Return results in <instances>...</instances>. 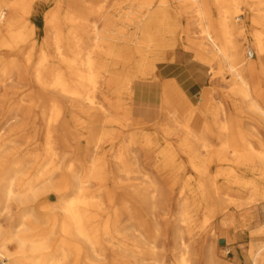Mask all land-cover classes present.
<instances>
[{"label":"bare ground","instance_id":"obj_1","mask_svg":"<svg viewBox=\"0 0 264 264\" xmlns=\"http://www.w3.org/2000/svg\"><path fill=\"white\" fill-rule=\"evenodd\" d=\"M257 1L0 0V91L16 97L37 92L48 162L67 141L55 137L66 110L84 140L80 158L58 180L46 166L34 179L26 177L24 155L12 158L15 150L0 158L12 161L0 172V264H152L160 263L159 250L166 245L176 264H191L198 260L192 244L201 225L218 210L231 209L208 192L206 178L214 170V177L224 170L253 171L254 178L232 181L242 191L227 199L235 207L264 204V140L248 138L239 120L218 143L209 139V128L197 131L203 119L213 121L225 111L208 93L203 106L183 120L164 104L158 121L116 144V183L125 185L121 174L128 170L143 179L117 208L114 222L87 189L89 179L105 170L101 145L118 135L122 123L132 125V109L122 105L125 93L136 79L158 78V62H182L186 51L212 67H226L232 75L226 94L231 107L264 125V0ZM10 109L7 123L23 112ZM19 129L23 123L13 130ZM139 141L155 153L149 160L155 176L142 171ZM177 186L181 198L175 206L171 189ZM13 202L20 208L15 217ZM4 217L11 219L9 226ZM112 223L124 253L108 246ZM260 232L264 236V221ZM129 249L132 254H125ZM246 262L264 264V240Z\"/></svg>","mask_w":264,"mask_h":264},{"label":"rangeland","instance_id":"obj_2","mask_svg":"<svg viewBox=\"0 0 264 264\" xmlns=\"http://www.w3.org/2000/svg\"><path fill=\"white\" fill-rule=\"evenodd\" d=\"M184 53L185 56L182 62H158L156 64L157 70L168 63H187L186 66L180 70L189 68L191 71L193 69L191 73L194 72L195 76L199 73H203L204 78L200 76L199 79L202 77V82L206 80V83L199 94L191 97L187 103L182 102L179 108L170 107L171 110L175 111L178 117L183 120L188 117L190 113L199 110L203 106L206 100L205 93H208L210 98L224 104L225 111L219 118L213 121H206L203 119L202 122L198 123L197 131L202 130L203 127L209 128L212 132L209 139L214 143H218L220 135L235 131L236 126L240 125L241 128L248 132V138L251 137L255 140H264V125L258 122L255 116H252L250 113L241 112L237 114L234 108L231 107L230 98L226 97V94L229 90L232 75L226 70V67L221 68L217 64L212 67L209 63L197 59L192 52L186 51ZM249 58L252 60L255 56H249ZM37 59L38 52L33 56L32 61L37 62ZM180 70L177 71L176 74L179 73ZM156 79L158 78L151 77L146 80L136 79L133 89L129 90L124 95L125 104L122 103L123 108L125 106L129 109L134 108L137 102L135 93L138 83L142 81H154ZM10 83L9 81L7 82V84ZM62 98L64 102L68 101V98ZM38 100L39 97L37 96V92L16 97L13 96L9 90L0 91V158L8 152L15 150L14 152H17V155L12 156V158L24 155V171L26 172V177L34 179L38 173V169H42V167L45 168L46 166L48 170L54 169L53 179L58 180L66 173V167L70 162L81 156V147H83L84 140L79 137L78 133L80 130L78 127H75V123L70 116H68L66 110L59 123L56 125L58 129L55 137L58 139L65 137L67 141H64V143L60 141L61 143L56 149L59 155L57 157L55 156L51 162H48L45 148H43L42 144L44 141L42 130L45 119L42 109L38 105ZM14 106L22 107L21 110L23 112L18 118H14L7 123L10 115V108ZM238 120L239 122L237 125ZM22 123V130H13ZM151 127L152 126H150V128ZM117 130L118 135L113 136L110 140H106L105 143L101 145V151L105 159L103 165L105 166V170L103 171V175H101V172V174L97 175L95 178L89 179L87 183L89 194L97 199L95 203L104 206L103 212L112 222L115 221L117 208L125 204V199L132 198L130 192L133 185L143 179L142 174L133 170H128L127 173L123 171L121 174V179L125 181V185L116 183V179L112 174L117 165L113 160V149L125 136H136V134L140 132L138 127L133 124L129 125L128 123H122L121 126L117 127ZM150 148L151 147H148L143 141H139V143L135 145V150L139 154L141 166L145 167L142 171H148L151 176H155V171L149 165V160H153L154 155L152 154L155 153L150 152L152 151ZM9 158H11V156ZM10 162L12 161L9 160L6 162L0 159V172H4ZM214 171L206 178L208 182V192L216 198L219 205L229 203L231 209L228 212L218 210L215 216H212L207 223L201 225L197 234L193 237L192 244L193 254L194 256L196 254L198 255V260L193 259L191 264H248L246 258L250 257L253 246L264 240V236L260 232L261 225L264 221V204L259 205L258 203H251L245 206L235 207V203H233L231 199H227V195L232 194V196H236V194H241L240 191H242V187L232 183V181L236 179L244 181L254 178L255 173L251 170L241 168L235 170L231 175H229L230 172L228 170H224L220 176L214 177ZM255 176H257V174ZM161 184L166 185V180L162 179ZM180 191L181 186L171 189V196L175 206H177L181 198ZM53 201H57V198L54 197ZM12 207L15 217L20 212V208L16 206L15 202H13ZM10 220L11 219L4 217L3 225L9 226ZM14 221H16L15 225H18L17 220ZM48 226L49 225L44 224L43 228H47ZM115 229L116 225L112 223L111 233H108L109 235L111 234V237L107 234L109 238H111L108 241V246H115L118 253H120L124 251V248L122 247L123 245H119L118 237L120 235H116ZM58 236L61 235L58 233V235L53 236L52 243L54 245L60 240ZM222 240H225V243H221ZM128 243H132L130 239ZM15 246V243L10 244V248L12 249H14ZM169 251L170 245H166V247L161 246L159 250L160 263L155 260H150V262L152 264H176V258L173 257ZM125 254L132 253L129 249ZM109 259H112V251L110 248L107 250V261H109ZM2 262L8 263L9 259L4 257L2 258Z\"/></svg>","mask_w":264,"mask_h":264},{"label":"crops","instance_id":"obj_3","mask_svg":"<svg viewBox=\"0 0 264 264\" xmlns=\"http://www.w3.org/2000/svg\"><path fill=\"white\" fill-rule=\"evenodd\" d=\"M186 64L168 63L158 70V79L138 83L135 93L137 102L132 109L134 126L147 127L160 119L164 104L179 108L182 102L187 103L191 97L200 93L206 83V80L202 82L204 74L199 73L196 77L194 72L191 73L193 69L180 70Z\"/></svg>","mask_w":264,"mask_h":264},{"label":"water","instance_id":"obj_4","mask_svg":"<svg viewBox=\"0 0 264 264\" xmlns=\"http://www.w3.org/2000/svg\"><path fill=\"white\" fill-rule=\"evenodd\" d=\"M221 243H225V240H222Z\"/></svg>","mask_w":264,"mask_h":264}]
</instances>
